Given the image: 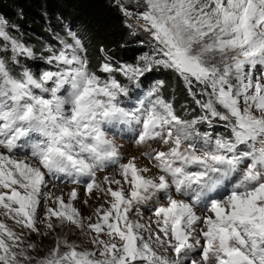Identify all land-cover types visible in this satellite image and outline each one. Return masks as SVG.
Listing matches in <instances>:
<instances>
[{
  "label": "snow or ice",
  "instance_id": "6c2138e0",
  "mask_svg": "<svg viewBox=\"0 0 264 264\" xmlns=\"http://www.w3.org/2000/svg\"><path fill=\"white\" fill-rule=\"evenodd\" d=\"M110 3L149 52L0 14V264H264V0Z\"/></svg>",
  "mask_w": 264,
  "mask_h": 264
},
{
  "label": "trees",
  "instance_id": "16d2710c",
  "mask_svg": "<svg viewBox=\"0 0 264 264\" xmlns=\"http://www.w3.org/2000/svg\"><path fill=\"white\" fill-rule=\"evenodd\" d=\"M21 9L22 17L18 15ZM0 14H4L10 22L19 24L25 40L37 45L51 39L49 17L52 28L57 29L59 18L63 17L65 24H72L78 32L89 34L90 39L86 38L85 43L89 45L88 52L93 66L99 62L98 47L101 43L115 50L112 53L114 57L129 62L150 51L148 39L127 35V30L110 0H0ZM121 44L126 46L121 48ZM157 78L165 79L170 86L177 89L175 97L178 107L181 103H190L174 74L154 72L145 79L144 85L148 86ZM165 95L171 96L169 88L165 89ZM223 130L221 125L214 128L217 132Z\"/></svg>",
  "mask_w": 264,
  "mask_h": 264
},
{
  "label": "rangeland",
  "instance_id": "374dc122",
  "mask_svg": "<svg viewBox=\"0 0 264 264\" xmlns=\"http://www.w3.org/2000/svg\"><path fill=\"white\" fill-rule=\"evenodd\" d=\"M145 37L146 39H148L146 36H142ZM115 135L114 138L116 139V142L119 146L122 147L123 149V154L125 155H129V156H137V158H139V152L137 147L134 144H130L128 139H125L124 137L127 135L126 133H124L123 131H118L116 129L111 130ZM29 150L26 148H21L20 150H18L17 155L19 156H23L25 154H28ZM111 174V173H109ZM237 176H234L232 178V181L236 180ZM231 182V181H230ZM228 182L225 183V185H227ZM55 192H59V189H55ZM91 213V208H88L87 206H85V215H88ZM150 215V214H146ZM2 219V218H0ZM8 223H11L10 221Z\"/></svg>",
  "mask_w": 264,
  "mask_h": 264
}]
</instances>
